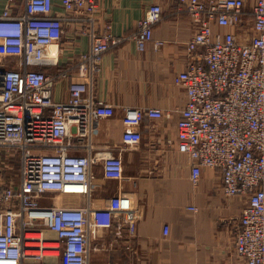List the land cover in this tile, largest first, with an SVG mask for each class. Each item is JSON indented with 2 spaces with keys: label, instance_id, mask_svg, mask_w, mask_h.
Returning <instances> with one entry per match:
<instances>
[{
  "label": "built area",
  "instance_id": "built-area-1",
  "mask_svg": "<svg viewBox=\"0 0 264 264\" xmlns=\"http://www.w3.org/2000/svg\"><path fill=\"white\" fill-rule=\"evenodd\" d=\"M54 1L26 0L25 12L14 16L12 0L0 15V48L17 57L0 67V150L17 149L21 157L18 183L0 184V264H90V233L111 230L116 222L110 209L50 206V193L90 197L98 163L106 179L124 180L117 151L91 149L94 122L113 117L115 109L88 93L104 55L125 39L110 26L99 32L98 0H60L64 16ZM175 1L196 29L187 45L188 67L174 79L188 97L178 123L179 151L192 160L194 184L204 168L220 169L224 194L248 199L235 251L243 264H264V0H256L247 38L239 34L244 0ZM162 18L160 5L146 10L132 36L139 51L151 44L160 49L154 32ZM66 20L89 37L90 49L80 61L81 80L71 83L67 101L57 103L45 69L58 65ZM148 115L169 114L150 109ZM139 123V111L126 109L124 146L141 143ZM76 139L87 140V155L74 154Z\"/></svg>",
  "mask_w": 264,
  "mask_h": 264
},
{
  "label": "crops",
  "instance_id": "crops-1",
  "mask_svg": "<svg viewBox=\"0 0 264 264\" xmlns=\"http://www.w3.org/2000/svg\"><path fill=\"white\" fill-rule=\"evenodd\" d=\"M12 0H0V15ZM12 14L25 12L26 0H13ZM246 3L242 37L253 35V7ZM98 30L108 26L115 37L125 39L103 57L101 71L90 84L88 95L112 105L115 114L94 122L91 149L94 154L117 151L124 161V180L106 179L103 165L93 171L90 197L50 193V206L110 209L116 222L111 230L90 233V264H243L235 251V239L248 204L246 197L228 198L223 191L222 171L204 168L198 184L191 180L192 160L178 148V123L188 97L175 85L176 75L188 67V42L196 29L186 11L175 0H98ZM163 9L153 45L139 51L132 36L151 5ZM58 15H65L60 0L54 1ZM79 25L64 21L56 67L46 68L53 82L49 95L54 102L69 98L71 83L80 81L81 58L90 49L88 36L77 33ZM219 30V28H216ZM17 57L0 50V67L14 64ZM126 109L140 113L137 147L123 144ZM169 115L153 119L148 110ZM74 154L87 155V140H75ZM119 203L122 208H119ZM197 208L198 212L191 210ZM50 240L56 234L47 233Z\"/></svg>",
  "mask_w": 264,
  "mask_h": 264
},
{
  "label": "rangeland",
  "instance_id": "rangeland-1",
  "mask_svg": "<svg viewBox=\"0 0 264 264\" xmlns=\"http://www.w3.org/2000/svg\"><path fill=\"white\" fill-rule=\"evenodd\" d=\"M2 54L9 56V51L0 48ZM14 58V57H12ZM10 154V155H9ZM0 150V184L18 183L19 169L21 165L20 152L17 149L9 151Z\"/></svg>",
  "mask_w": 264,
  "mask_h": 264
}]
</instances>
